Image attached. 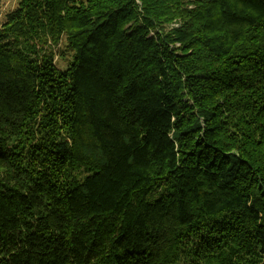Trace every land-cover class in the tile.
Returning a JSON list of instances; mask_svg holds the SVG:
<instances>
[{"label": "trees", "instance_id": "trees-1", "mask_svg": "<svg viewBox=\"0 0 264 264\" xmlns=\"http://www.w3.org/2000/svg\"><path fill=\"white\" fill-rule=\"evenodd\" d=\"M0 264H264V0H17Z\"/></svg>", "mask_w": 264, "mask_h": 264}, {"label": "rangeland", "instance_id": "rangeland-1", "mask_svg": "<svg viewBox=\"0 0 264 264\" xmlns=\"http://www.w3.org/2000/svg\"><path fill=\"white\" fill-rule=\"evenodd\" d=\"M17 5V0H0V26L5 20L6 15L13 10ZM180 24L178 21H175L169 25V28L174 27L175 25ZM59 65H63V61L58 59Z\"/></svg>", "mask_w": 264, "mask_h": 264}]
</instances>
